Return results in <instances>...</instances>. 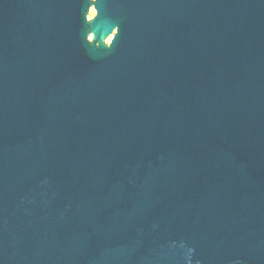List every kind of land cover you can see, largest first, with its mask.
Listing matches in <instances>:
<instances>
[{
    "label": "water",
    "instance_id": "1",
    "mask_svg": "<svg viewBox=\"0 0 264 264\" xmlns=\"http://www.w3.org/2000/svg\"><path fill=\"white\" fill-rule=\"evenodd\" d=\"M0 264H264V0H0Z\"/></svg>",
    "mask_w": 264,
    "mask_h": 264
},
{
    "label": "rangeland",
    "instance_id": "2",
    "mask_svg": "<svg viewBox=\"0 0 264 264\" xmlns=\"http://www.w3.org/2000/svg\"><path fill=\"white\" fill-rule=\"evenodd\" d=\"M113 36H114V35H113ZM113 36L108 37V38L105 40V42L103 43V45H104V46H109V44H110V42H111ZM94 41H95V43H96L97 46L101 44L100 41H99V39H98V38H97V39L95 38V33H94Z\"/></svg>",
    "mask_w": 264,
    "mask_h": 264
}]
</instances>
